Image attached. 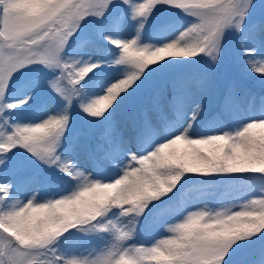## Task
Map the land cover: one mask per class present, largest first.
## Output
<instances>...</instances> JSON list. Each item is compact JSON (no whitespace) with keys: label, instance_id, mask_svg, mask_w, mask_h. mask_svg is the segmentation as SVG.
<instances>
[{"label":"snow or ice","instance_id":"6c2138e0","mask_svg":"<svg viewBox=\"0 0 264 264\" xmlns=\"http://www.w3.org/2000/svg\"><path fill=\"white\" fill-rule=\"evenodd\" d=\"M161 6L190 22L156 44H142L145 24ZM128 21H135V34L123 38ZM90 22L95 29L81 49L94 40L107 43L95 59H83V52L69 51L70 42ZM230 37L238 38L235 48ZM229 63L241 66L243 76L223 85L220 112L235 124L230 131L197 132L203 98L216 70ZM188 64L204 68L175 75L125 136L112 120L117 107L158 71ZM33 65L51 72L31 88L50 90L62 106L20 123L13 114L33 93L16 95L14 85ZM113 70L115 76L96 83ZM246 77L264 84L262 0H0V264H234L238 256L240 264H264V186L240 210L204 205L170 215L194 191L186 185L196 178L264 181V91L252 107L257 98L244 86ZM74 105L100 125L86 144L100 162L96 175L71 158L78 144L65 148ZM20 149L62 172L71 190L15 198L19 171L8 170ZM138 224L164 231L142 242Z\"/></svg>","mask_w":264,"mask_h":264},{"label":"trees","instance_id":"16d2710c","mask_svg":"<svg viewBox=\"0 0 264 264\" xmlns=\"http://www.w3.org/2000/svg\"><path fill=\"white\" fill-rule=\"evenodd\" d=\"M264 2V0H262ZM189 17H186L179 10L170 9L167 6H161L159 11L155 12L150 17L148 23L145 24V29L141 33V42L156 44L161 38L172 34L173 32L182 29L183 25L189 23ZM95 25L89 24L83 33L77 36L70 42L69 49L72 53L83 52V59H88V56L96 55L97 48L101 44H106V41L94 40L93 44L83 49L80 47V42L92 35ZM135 34V21H128L119 35L127 38ZM238 38L230 37V44L233 48L236 47ZM74 58H80L74 56ZM204 68L203 64H188L170 67L166 70L158 71L134 93L123 101L113 113L112 120L117 125L118 129L123 131L125 136L130 135V122L137 116L139 111L151 105L152 97L156 93H163L170 80L177 74H190L200 71ZM51 70L38 69L30 75L24 76L18 83L14 85L16 95H25L29 92H34L37 89H32L31 85L37 78H43L49 75ZM115 76L116 72H101L97 78V84L107 79L108 76ZM243 76V68L239 65L225 64L216 70L212 91L204 97L205 107L201 114L197 117L198 123L195 125V131L207 132L209 129L215 131H230L235 121L225 117L220 112V94L224 84L231 78L239 79ZM244 86L248 88L257 98V103L252 107L258 108V98L264 91V84L258 78H245ZM38 94L33 95V100L18 113H14V119L20 123L35 121L46 112H54L62 106L60 99L48 89H38ZM71 122L70 128L66 133L65 148L73 143L78 144L70 153L73 161L87 172L97 171L100 169L97 165L99 161H94L90 158L86 144L93 130L98 129L100 125L94 123L90 117L85 116L78 105H74L70 110ZM247 113H243L240 119L247 117ZM192 113H187V119H191ZM217 118L224 122L221 125ZM223 126V127H222ZM19 171L17 179V189L14 191L15 198L23 199L22 192L31 185L37 186L39 191L58 192L70 191L71 183L62 172H59L55 167H48L35 158L27 154L23 149L14 152L12 155L11 167L8 170L9 175H15ZM183 183V181H182ZM207 185V187H201ZM264 186V181L260 179H244L238 178L235 180H222L213 177H199L189 181L186 187L194 188V191L189 193L183 201L176 205L177 211L171 213V216L179 214L183 208L190 205H207L210 209L217 206H222L226 203L239 201L241 205L247 202L248 199L259 198L261 195V187ZM203 193V195H201ZM252 195L255 197L249 198ZM257 195V196H256ZM138 235L137 240L145 241L154 232H160L163 229H149L146 226L137 225ZM91 244L99 245L101 241L98 238H92ZM258 247V245L253 246ZM63 250V249H61ZM251 256V249L244 253ZM241 257L238 256L234 264H240Z\"/></svg>","mask_w":264,"mask_h":264},{"label":"rangeland","instance_id":"374dc122","mask_svg":"<svg viewBox=\"0 0 264 264\" xmlns=\"http://www.w3.org/2000/svg\"><path fill=\"white\" fill-rule=\"evenodd\" d=\"M190 19H191V18H190ZM190 19H189V22H190ZM89 24H92V23L90 22V23H88V24H84V25H83V29H85ZM187 24H188V23H187ZM187 24H186V25L184 24L183 27L187 26ZM183 27H182V28H183ZM83 31H84V30H83ZM82 33H83V32H81L80 35H81ZM78 36H79V35H78ZM141 43H142V44H151V43L144 42V41H142ZM92 58L95 59V58H96V55H93ZM42 68H43L42 66H39V65H33V66H32V70H31V71L25 70V72L23 73V75H20V76H18V77L16 78V82H18L19 80H21L24 76L30 75L31 73L35 72L36 70H38V69H42ZM16 82H15V83H16ZM37 91H38V89L34 92L33 95L36 96V95L38 94ZM32 93H33V92H32ZM27 94H28V93H27ZM25 95H26V94H25ZM50 113H52V112H46V113H44L43 115H41L39 118H37L36 120H38V119L42 118L43 116H45V115H47V114H50ZM36 120H35V121H36ZM91 173H93L94 175H96L98 172H97V171H91ZM34 192L39 193V195H40L41 197H47V196L53 194V193H51V192H48V193L39 192V191H37L36 186L33 185V186H30L29 188L25 189V190L22 192V196L24 197V199H26L27 197L31 196ZM55 193H59V192H55ZM256 196H257V195H256ZM252 197H255V195H252V196L249 197V198H252ZM240 205H241V202H239V201H235V202L226 203V204H224V205H222V206L217 207V208L214 209V210H221V209L224 208V207L232 208L233 210H240ZM189 208L195 210V209H197V208H202V206H200V205H191ZM162 232H163V231H162ZM162 232H160V233L154 235L153 237L150 238V240H151L152 238H154V237L160 238L161 235H162ZM150 240H149V241H150ZM149 241H147V242H149Z\"/></svg>","mask_w":264,"mask_h":264}]
</instances>
